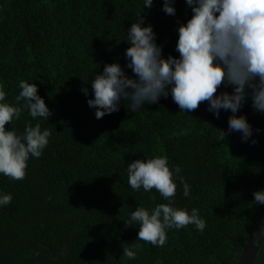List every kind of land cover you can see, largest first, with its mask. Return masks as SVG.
<instances>
[{
    "label": "trees",
    "instance_id": "trees-1",
    "mask_svg": "<svg viewBox=\"0 0 264 264\" xmlns=\"http://www.w3.org/2000/svg\"><path fill=\"white\" fill-rule=\"evenodd\" d=\"M164 0H0V85L5 102L17 101L19 82L35 83L52 115L32 119L21 112L5 127L24 132L28 122L52 135L41 157L28 160L24 179L0 175V193L12 202L0 207V264H237L264 205L253 193L264 190V113L249 95L236 113L252 127L247 140L228 131L231 111L219 118L201 102L190 112L171 94L131 112L97 119L91 82L105 65L118 63L134 77L125 56L127 29L151 24L162 55L179 57L178 27L192 17L186 0H174L176 14L163 11ZM87 88L88 93L82 91ZM231 85L218 87L215 95ZM249 93L250 89H246ZM220 131L226 133L220 139ZM255 141V143H253ZM166 156L170 169L190 186L183 195L178 179L173 207L199 210L203 232L194 225L166 230L163 247L137 240L139 224H125L138 206L167 204L156 189L133 190L127 164ZM134 244L136 258L123 255ZM254 264H264V242Z\"/></svg>",
    "mask_w": 264,
    "mask_h": 264
},
{
    "label": "clouds",
    "instance_id": "clouds-1",
    "mask_svg": "<svg viewBox=\"0 0 264 264\" xmlns=\"http://www.w3.org/2000/svg\"><path fill=\"white\" fill-rule=\"evenodd\" d=\"M192 17L180 24L176 51L179 57L162 55V47L156 43L153 26L144 25L138 14L137 22L127 29L124 40L130 43L125 56L134 77L126 75L118 63L104 66L102 74H96L91 82L94 99L87 101L97 119L119 111L121 101H130L129 110L136 112L145 104H156L169 94L181 109L195 110L201 102H208V110L219 118L220 110L231 111L228 131H237L247 141L253 130L247 118L236 113L250 95L252 107L264 113V0H186ZM174 0H164L163 11L175 15ZM153 0H143L144 8H151ZM232 86L231 93L215 95L221 85ZM21 89L17 101L20 106L5 102L6 92L0 85V175L13 181L26 175L28 160L41 157L52 135L48 129L28 122L24 132L5 127L19 119L24 109L32 119L48 120L52 115L45 100L38 95L35 83L19 82ZM246 89H250L249 93ZM82 91L87 95L88 89ZM226 133L220 131V139ZM255 143V141H253ZM128 184L133 190L145 192L156 189L167 204H158L149 210L138 206L125 224H139L137 240L163 247L167 242L166 230L194 225L203 232L206 222L199 210L173 207L178 179L183 184V195L190 196V186L182 176L179 166L170 169L166 156L137 159L127 164ZM254 203L264 205V190L253 193ZM11 194L0 193V207L12 202ZM134 244L123 245V255L136 258Z\"/></svg>",
    "mask_w": 264,
    "mask_h": 264
},
{
    "label": "water",
    "instance_id": "water-1",
    "mask_svg": "<svg viewBox=\"0 0 264 264\" xmlns=\"http://www.w3.org/2000/svg\"><path fill=\"white\" fill-rule=\"evenodd\" d=\"M264 242V211L260 215L256 226L244 248L237 264H254Z\"/></svg>",
    "mask_w": 264,
    "mask_h": 264
}]
</instances>
